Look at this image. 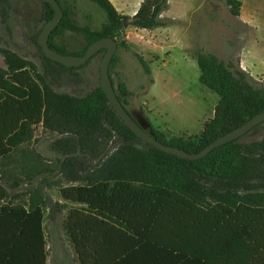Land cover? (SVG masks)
I'll return each mask as SVG.
<instances>
[{
  "label": "trees",
  "instance_id": "obj_1",
  "mask_svg": "<svg viewBox=\"0 0 264 264\" xmlns=\"http://www.w3.org/2000/svg\"><path fill=\"white\" fill-rule=\"evenodd\" d=\"M38 1L42 8V26L34 39L38 63L0 47L5 64V69L0 68V230L8 223H20L22 228L21 222H34L33 256L36 264H45L44 211L48 220H54L68 205L38 188L49 177H58L60 197L83 206L71 207L66 217L81 264H264V137L231 141L197 160L147 144L109 106L99 80L91 90L77 87L79 82L87 85L81 71L96 56L103 57L104 49L85 65L73 68L44 55L37 39L54 11ZM56 1L63 16L48 38L51 49L82 56L93 42L111 38L117 50L131 53L148 83L153 82L149 64L131 49L123 32L128 26L152 30L168 25L160 17L168 0H143L132 18L119 15L109 0H86L103 14L98 29L75 22L74 0ZM222 1L232 16L239 15V0ZM11 7V0H0L2 22L7 23ZM65 32L79 36L84 47L68 51L56 44L55 39ZM192 54L199 82L218 96L213 115L200 134L168 136L153 128L147 118L144 121L146 131L159 142L198 153L264 112V84L212 53L195 49ZM116 59L115 53L108 69L112 85ZM114 92L130 113L126 106L132 92L127 85L118 82ZM39 126L51 135L50 163L37 150L21 148ZM19 154L18 164L14 159ZM37 179L39 187L25 208L22 196L11 192Z\"/></svg>",
  "mask_w": 264,
  "mask_h": 264
},
{
  "label": "rangeland",
  "instance_id": "obj_2",
  "mask_svg": "<svg viewBox=\"0 0 264 264\" xmlns=\"http://www.w3.org/2000/svg\"><path fill=\"white\" fill-rule=\"evenodd\" d=\"M239 1L240 12L234 17L222 0H178L179 4L184 3L191 11L194 10L190 18L185 20V26L189 28L188 35L190 33L188 52L190 56H193L195 49L212 53L225 62H232L252 79L264 84V0ZM11 3L12 7L7 10V23L2 22L0 18V47H9L37 64L34 39L42 26L39 22L41 4L38 0H11ZM74 4V20L78 25H86L92 29L100 27L103 14L94 4L86 0H74ZM176 5L172 2L171 14L176 10ZM55 43L65 46L68 51L80 50L85 45L79 36L70 32L57 37ZM179 54L181 53L178 49L173 51L175 60H170L168 67L162 68L163 71L160 69L164 73L152 87L148 83V76L143 73L135 58L122 48L116 51L117 59L112 69L114 88L118 82H124L132 92L128 98L127 110L134 117L142 119L148 115L147 110H151L152 113L148 115L150 122L168 136L198 134L203 122L212 117L218 101V96L199 82L196 61L192 58L181 60ZM101 58L102 55L96 56L81 71L87 85L79 82V89L88 87L91 90L97 86ZM148 64L151 70H159L155 63ZM159 67H162L161 62ZM0 68L5 69L1 54ZM148 87L152 89L149 90ZM262 137L264 122L240 141L250 142ZM50 140L51 135L39 126L34 130L32 140L21 148L27 152L37 150L42 158H45L50 155ZM20 155L16 156V159ZM58 179H55L57 184L50 193L53 199L58 196Z\"/></svg>",
  "mask_w": 264,
  "mask_h": 264
},
{
  "label": "crops",
  "instance_id": "obj_3",
  "mask_svg": "<svg viewBox=\"0 0 264 264\" xmlns=\"http://www.w3.org/2000/svg\"><path fill=\"white\" fill-rule=\"evenodd\" d=\"M109 1L119 15L130 18L135 15L141 3L143 2V0ZM172 2L173 5L177 4L174 6V8L176 7V10L173 12V14H171ZM178 4V0H168V8L160 16L162 19L169 21V24L165 27L147 30L128 26L124 30V39L131 49L141 54L147 63H155L156 68L159 69L154 71L150 68L151 78L153 80V82L150 84L151 87L154 86L157 83L159 77L163 75L164 72H162V68L168 67L170 60H175L173 56L174 50L178 49L180 51L181 54H179V58L181 60L187 61L189 58L195 60L194 57L190 56L188 52L190 48V33L188 35L189 28L188 26H185V20L190 18V14H193L194 10L191 11L184 3L182 5ZM141 36L146 37V39H141ZM159 62H161L162 67H159ZM160 69H162V71ZM151 87L150 89L148 87V89L151 90ZM174 96H176V93ZM147 112L148 115L152 113L151 110H147ZM148 115L146 118L150 122ZM206 121L207 120L203 122L198 134L186 133L185 136L199 135ZM150 124L153 128H155L151 122ZM155 129L159 130L157 128ZM51 158L53 159V157L50 155L46 156L44 158V162L50 163ZM14 160H17V163L19 164L22 160V157ZM15 168L16 167L12 166L11 169L17 171L18 169L15 170ZM56 178L57 177H54V179H52L49 177V179L44 182L40 188H38L39 179H37L32 185L22 184L19 188L12 192L8 188H6V190L13 193L14 195L18 194L22 196V201L25 203L24 207L28 208V198L30 194L36 189V187L43 194L49 195L52 198L50 193H52V189H54L53 187H55L57 184V181L55 180ZM53 200L60 204L66 203L68 206L63 210V213L54 220H48V213L46 210L44 211V219L41 225V230L43 232V240L45 242V264H81L75 251L72 239L67 230L66 217L71 207L80 208L83 206L63 200L60 197V185L58 196ZM16 201H20V199H17ZM21 223L24 224V227L22 228L18 227L20 223H8L2 225V230H0V264H36L35 257L33 256L37 238L36 224L31 221H24ZM9 226H12V228L15 230H9ZM16 227L18 228L16 229ZM8 233H11L12 235L11 243L9 242Z\"/></svg>",
  "mask_w": 264,
  "mask_h": 264
},
{
  "label": "water",
  "instance_id": "obj_4",
  "mask_svg": "<svg viewBox=\"0 0 264 264\" xmlns=\"http://www.w3.org/2000/svg\"><path fill=\"white\" fill-rule=\"evenodd\" d=\"M41 1L51 6L54 11L53 17L43 26L37 39L38 45L42 49L44 55L54 62H57L69 68H73L85 65L98 51L104 49L105 53L100 61L99 66L100 87L108 99L109 106H111L115 110L119 118L125 123L126 127L147 144L154 146L162 152L172 154L183 159L197 160L205 157L212 150L219 146L242 138L254 127L264 122V112L259 113L237 129L217 138L198 153H188L184 150L171 147L159 142L146 131L145 121L141 122L131 113H128L116 97L108 72L109 64L117 51V44L115 40L111 38L99 39L89 45L82 56L62 55L54 51L48 44V38L62 19L63 12L56 0Z\"/></svg>",
  "mask_w": 264,
  "mask_h": 264
},
{
  "label": "flooded vegetation",
  "instance_id": "obj_5",
  "mask_svg": "<svg viewBox=\"0 0 264 264\" xmlns=\"http://www.w3.org/2000/svg\"><path fill=\"white\" fill-rule=\"evenodd\" d=\"M136 118H137L138 120H140L141 122H144V119H142V118H140V117H138V116H136Z\"/></svg>",
  "mask_w": 264,
  "mask_h": 264
},
{
  "label": "built area",
  "instance_id": "obj_6",
  "mask_svg": "<svg viewBox=\"0 0 264 264\" xmlns=\"http://www.w3.org/2000/svg\"><path fill=\"white\" fill-rule=\"evenodd\" d=\"M140 38L144 40V37L143 36H141Z\"/></svg>",
  "mask_w": 264,
  "mask_h": 264
}]
</instances>
